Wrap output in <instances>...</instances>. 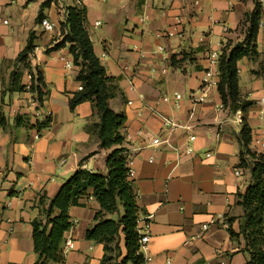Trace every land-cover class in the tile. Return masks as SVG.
Returning a JSON list of instances; mask_svg holds the SVG:
<instances>
[{
  "label": "crops",
  "instance_id": "1",
  "mask_svg": "<svg viewBox=\"0 0 264 264\" xmlns=\"http://www.w3.org/2000/svg\"><path fill=\"white\" fill-rule=\"evenodd\" d=\"M14 3L11 19L3 18L4 7ZM258 3L264 21V0ZM73 6L85 10L94 54L114 79L117 93L110 109L126 117L120 133L127 167L134 172L130 180L139 218L150 224L143 257L151 258L150 264H247L244 240H232L228 230L240 232L244 210L238 194L252 185L250 171L239 167L244 117L251 129L250 150L264 155L253 143L264 130L257 106L264 98V26L256 36L258 57L238 62L240 96L252 103L245 114L225 108L217 88L222 48L244 40L254 0H0V114L5 120L0 125V264H35L32 224L40 217L41 196L54 198L79 168L108 172L110 151L101 149L92 134L98 121L94 105L83 102L70 109L79 91L78 69L68 48L52 50L63 40L59 23ZM40 11L58 26L55 33L43 31ZM176 18L183 20L179 33L156 38ZM30 38L34 52L26 63H16ZM15 73L22 74L23 92L12 86ZM38 73L46 93L40 108L31 92ZM206 77L217 85L207 86ZM176 93L183 98L180 109L173 106ZM151 109L184 123L188 132L170 134ZM47 118V129L32 127ZM186 134L195 136L191 156L183 155ZM81 203L69 211L73 226L61 249L67 239L74 248L63 252V264H101L103 246L85 237L99 204L92 196Z\"/></svg>",
  "mask_w": 264,
  "mask_h": 264
},
{
  "label": "trees",
  "instance_id": "2",
  "mask_svg": "<svg viewBox=\"0 0 264 264\" xmlns=\"http://www.w3.org/2000/svg\"><path fill=\"white\" fill-rule=\"evenodd\" d=\"M254 3L255 9L246 17L244 24V40L237 44L228 42L219 57L217 89L222 105L231 113L242 111L245 114L252 105L251 102L243 101L240 96L238 62L244 58L254 60L258 57L256 36L262 20V8L258 0H254ZM45 6L46 4L41 6L42 10ZM43 19L40 11L37 21L41 23ZM85 22L86 13L83 8H67L66 17L60 24L63 40L52 50L68 48L73 64L78 69L76 81L80 83L82 90L70 99V109L74 110L83 102L94 105L98 121L91 128L92 134L98 138L101 149L110 151L106 160L108 172L93 173L79 168L61 186L54 198L40 197V217L32 224L34 251L37 256L35 264L65 262L61 245L66 232L73 226L69 211L72 207L81 206V200L88 196L97 201L99 210L94 216V225L87 230L85 237L87 241L103 246L101 264H144L139 245L137 196L133 182L128 178L127 150L120 133L126 117L123 114L117 115L110 109L109 102L116 97L117 88L114 79L107 75L105 67L94 54ZM34 48L33 38H30L16 63H26ZM172 62L175 64V58ZM21 75H13L12 86L18 92L24 91V87L19 85ZM44 87L41 74L38 73L31 86V92L38 101L37 108L43 105L46 94ZM49 124L50 119L47 118L32 127L42 131ZM0 125L5 126L1 114ZM238 141L241 148L239 167L250 171L252 185L243 194H238V205L244 210L240 232H234L231 227L228 232L232 240H244L245 251L250 256L247 264H264V155L250 150L251 129L245 117ZM228 222L232 224L233 220Z\"/></svg>",
  "mask_w": 264,
  "mask_h": 264
},
{
  "label": "built area",
  "instance_id": "3",
  "mask_svg": "<svg viewBox=\"0 0 264 264\" xmlns=\"http://www.w3.org/2000/svg\"><path fill=\"white\" fill-rule=\"evenodd\" d=\"M4 24H8V22H4ZM183 24V20L181 18H176V24L168 29L158 31L156 33V38L158 39H170L175 37L179 33V28ZM41 28L43 29L44 32L46 33H55L57 30V25L49 21L48 19H43L40 23ZM100 25V23H97L96 26ZM264 26V21H260L258 28H262ZM163 48L159 47L158 52H162ZM66 68L71 69L72 68V63L67 62L66 63ZM203 83L207 84V86H216L217 82L215 79H210L208 77L203 79ZM82 90V86H79V91ZM263 90H264V85H263ZM182 95L180 94H174L173 96V106L175 109H180L181 103H182ZM206 99V95L202 97L201 101H204ZM33 104H36L38 106V101L36 96L33 97ZM131 103H129L130 105ZM258 106V117L260 120H264V98L258 100L257 102ZM151 111L155 114H157L162 122L163 126L169 131L170 134H175L179 131H186L188 132L189 127H187L184 123L178 121L175 118L167 117L164 116L163 114L157 112L155 109H151ZM238 115L240 116V112H238ZM38 138V136L36 137ZM184 144H183V155L185 156H191L193 154V149L191 148V143L195 141V136L194 135H189L186 134L185 139H184ZM168 141H165L167 143ZM253 143L255 144L256 148L260 152H264V130L261 132V134L258 135L257 138H253ZM168 146H171L170 143H168ZM176 151L179 153V150L176 149ZM181 153V151H180ZM236 176L241 175V170L236 171ZM134 177V172L129 171L128 173V178L131 179ZM207 227H203V231H205ZM138 232H139V245H140V250L144 249L146 245L150 242V224L148 223L147 219H138ZM74 248V243L71 239H67L64 242V251L63 252H68L73 250ZM152 261L151 258H144V264H150ZM165 264H171L170 260H167Z\"/></svg>",
  "mask_w": 264,
  "mask_h": 264
},
{
  "label": "rangeland",
  "instance_id": "4",
  "mask_svg": "<svg viewBox=\"0 0 264 264\" xmlns=\"http://www.w3.org/2000/svg\"><path fill=\"white\" fill-rule=\"evenodd\" d=\"M8 1V3H10L11 4V0H7ZM16 6H17V4L16 3H14V4H12V5H7V6H5L4 7V9H3V12H2V17L3 18H8V19H11V12L16 8ZM64 21V20H63ZM63 21H61V22H63ZM61 22L59 23V27H58V29H59V32H60V24H61ZM58 38V37H57ZM173 72H171V74H172ZM181 95V94H180ZM122 248H123V246H122ZM124 250V249H123Z\"/></svg>",
  "mask_w": 264,
  "mask_h": 264
}]
</instances>
